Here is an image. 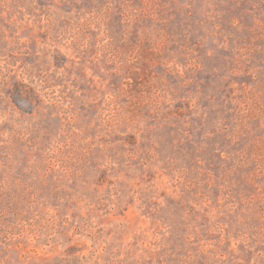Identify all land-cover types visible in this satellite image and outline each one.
<instances>
[{
  "label": "rangeland",
  "instance_id": "obj_1",
  "mask_svg": "<svg viewBox=\"0 0 264 264\" xmlns=\"http://www.w3.org/2000/svg\"><path fill=\"white\" fill-rule=\"evenodd\" d=\"M0 264H264V0H0Z\"/></svg>",
  "mask_w": 264,
  "mask_h": 264
}]
</instances>
